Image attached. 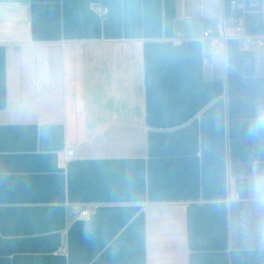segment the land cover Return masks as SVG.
Segmentation results:
<instances>
[{"label":"crops","instance_id":"0c3cea01","mask_svg":"<svg viewBox=\"0 0 264 264\" xmlns=\"http://www.w3.org/2000/svg\"><path fill=\"white\" fill-rule=\"evenodd\" d=\"M243 15L264 34V0H0V264H264V49L202 40Z\"/></svg>","mask_w":264,"mask_h":264},{"label":"built area","instance_id":"2783aa9c","mask_svg":"<svg viewBox=\"0 0 264 264\" xmlns=\"http://www.w3.org/2000/svg\"><path fill=\"white\" fill-rule=\"evenodd\" d=\"M232 8L237 7V2L233 1L231 3ZM243 12L250 10H258L260 8L259 3L250 2L243 3L240 5ZM94 12L100 17H106L109 13V9L102 5H95L93 7ZM184 37L181 35L174 39L175 42L183 40ZM202 40L208 41L209 52L214 55L218 49H224L229 40H235L238 43V47L243 53H250L256 50L264 49V34L260 35H250L247 33L245 28V17L244 15L240 17L237 25L234 27V32L232 35L227 34L224 26H220L216 35L212 29H205L203 31ZM74 158V150L69 149L65 152L63 156L62 163L66 164ZM95 205L88 204L82 207L81 212L78 216L79 219H89V217L94 212Z\"/></svg>","mask_w":264,"mask_h":264},{"label":"clouds","instance_id":"9594fccd","mask_svg":"<svg viewBox=\"0 0 264 264\" xmlns=\"http://www.w3.org/2000/svg\"><path fill=\"white\" fill-rule=\"evenodd\" d=\"M249 131L252 134L264 132V108L258 109L254 114ZM256 191L258 194H264V179H257Z\"/></svg>","mask_w":264,"mask_h":264}]
</instances>
